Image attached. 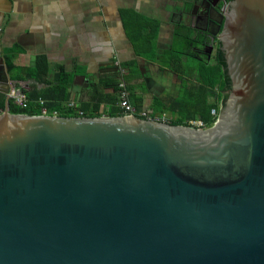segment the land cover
Here are the masks:
<instances>
[{
    "label": "water",
    "instance_id": "95a60500",
    "mask_svg": "<svg viewBox=\"0 0 264 264\" xmlns=\"http://www.w3.org/2000/svg\"><path fill=\"white\" fill-rule=\"evenodd\" d=\"M197 1L232 83L206 129L13 114L0 68V264H264V0Z\"/></svg>",
    "mask_w": 264,
    "mask_h": 264
},
{
    "label": "crops",
    "instance_id": "0c3cea01",
    "mask_svg": "<svg viewBox=\"0 0 264 264\" xmlns=\"http://www.w3.org/2000/svg\"><path fill=\"white\" fill-rule=\"evenodd\" d=\"M208 30L197 0H0V68L13 86L42 91L44 83L14 79L8 59L29 69L45 56L53 72L74 77L78 108L103 80L129 77L131 104L152 111L192 81L178 69L216 65L220 42ZM108 111L104 102L101 116Z\"/></svg>",
    "mask_w": 264,
    "mask_h": 264
},
{
    "label": "trees",
    "instance_id": "16d2710c",
    "mask_svg": "<svg viewBox=\"0 0 264 264\" xmlns=\"http://www.w3.org/2000/svg\"><path fill=\"white\" fill-rule=\"evenodd\" d=\"M231 1L233 0H228V2ZM8 68L14 79L34 80L47 85V88L42 91H25L27 99L33 102L27 109L17 106L10 100V112L13 114L40 116L42 108L36 102L43 100L47 115L50 116L81 117L80 112H83V117L97 118L101 116V105L104 102L109 104L108 116H124V111L117 107L118 91L121 84H124L129 91L132 89L129 77L119 78L116 74L113 79L103 80L93 89L89 103L81 104L76 109H65L62 104L72 100L74 77L71 74L64 70L53 72L45 56L38 57L35 65L29 69L17 68L11 59H8ZM177 71L192 81L187 82L185 91L180 97L156 99L152 108V116L171 114L169 123L172 125L190 126L193 121H202L208 127L213 126L216 119L212 111L220 112L228 98L226 91L231 89L225 54L221 49L218 50L217 63L214 66L200 65L197 70L178 69ZM3 109H5L4 103L0 105V111ZM139 118L145 119L144 117Z\"/></svg>",
    "mask_w": 264,
    "mask_h": 264
},
{
    "label": "built area",
    "instance_id": "2783aa9c",
    "mask_svg": "<svg viewBox=\"0 0 264 264\" xmlns=\"http://www.w3.org/2000/svg\"><path fill=\"white\" fill-rule=\"evenodd\" d=\"M130 91L126 88L124 84H121L120 89L118 91V98L119 101L117 103V107H119L121 110L124 111V116H133V117H144L147 120H156L161 122L169 123V119L167 115H160L153 117L151 110H145V111H138L130 102ZM9 99L12 100L17 106L27 109L30 107L31 103H33L31 100L27 99L25 92L21 87L13 86L9 93ZM39 107L42 108V115H47V112L44 108L45 101L39 100L36 102ZM62 107L65 109H76L77 103L73 100L69 102H65L62 104ZM2 111H0L1 115ZM81 117H83L84 113L80 112ZM212 115L215 117V119H218L219 112L217 110L212 111ZM190 127L198 128V129H206L208 126L204 124L202 121H193L191 122Z\"/></svg>",
    "mask_w": 264,
    "mask_h": 264
},
{
    "label": "flooded vegetation",
    "instance_id": "af4514ba",
    "mask_svg": "<svg viewBox=\"0 0 264 264\" xmlns=\"http://www.w3.org/2000/svg\"><path fill=\"white\" fill-rule=\"evenodd\" d=\"M219 49H221V43H220V47H219ZM231 89H232V83H231ZM231 89L226 91V95H227V96H229V93L231 92Z\"/></svg>",
    "mask_w": 264,
    "mask_h": 264
},
{
    "label": "rangeland",
    "instance_id": "374dc122",
    "mask_svg": "<svg viewBox=\"0 0 264 264\" xmlns=\"http://www.w3.org/2000/svg\"><path fill=\"white\" fill-rule=\"evenodd\" d=\"M102 116H104V115H102ZM158 116H160V115H158ZM168 116V115H167ZM168 119L170 120L171 118L168 116Z\"/></svg>",
    "mask_w": 264,
    "mask_h": 264
}]
</instances>
